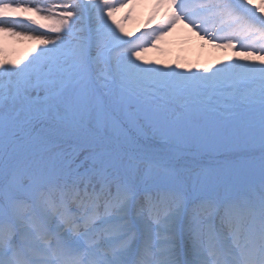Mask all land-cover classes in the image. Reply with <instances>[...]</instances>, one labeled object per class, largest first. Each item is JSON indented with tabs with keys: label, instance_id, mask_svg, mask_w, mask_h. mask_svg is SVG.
<instances>
[{
	"label": "snow or ice",
	"instance_id": "obj_1",
	"mask_svg": "<svg viewBox=\"0 0 264 264\" xmlns=\"http://www.w3.org/2000/svg\"><path fill=\"white\" fill-rule=\"evenodd\" d=\"M129 2L0 0L35 42L0 56V264H264V0H163L136 40ZM180 24L234 55L144 60Z\"/></svg>",
	"mask_w": 264,
	"mask_h": 264
},
{
	"label": "rangeland",
	"instance_id": "obj_2",
	"mask_svg": "<svg viewBox=\"0 0 264 264\" xmlns=\"http://www.w3.org/2000/svg\"><path fill=\"white\" fill-rule=\"evenodd\" d=\"M169 11L168 5L163 0H130L129 4L119 10L120 17L115 20L118 22L121 18L124 23V32L128 33L126 38L136 40L146 31L157 27ZM198 37L196 32L180 24L160 39L155 47H148L142 55L146 61H153L163 66L180 65L183 69L212 68L234 55L231 50L216 48L211 44L216 50L210 51L209 57L200 56L191 44L192 40ZM34 47L33 41H21L6 34H0V49H2L0 56L4 59L18 60Z\"/></svg>",
	"mask_w": 264,
	"mask_h": 264
},
{
	"label": "bare ground",
	"instance_id": "obj_3",
	"mask_svg": "<svg viewBox=\"0 0 264 264\" xmlns=\"http://www.w3.org/2000/svg\"><path fill=\"white\" fill-rule=\"evenodd\" d=\"M257 2H258V0H257ZM119 14H120L119 11H117L116 13H114V17L115 18L120 17ZM119 20H121V21H118L119 24L124 28V23H123L122 19L119 18ZM191 44L194 46L197 54L200 56L203 55L205 57H209L210 51L212 52V50H216V49H213L211 43H209L207 41V39H201L200 36L198 38H195L194 40H192Z\"/></svg>",
	"mask_w": 264,
	"mask_h": 264
}]
</instances>
